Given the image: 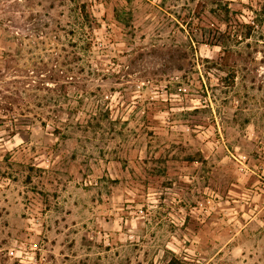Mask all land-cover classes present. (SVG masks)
<instances>
[{"label": "rangeland", "instance_id": "1", "mask_svg": "<svg viewBox=\"0 0 264 264\" xmlns=\"http://www.w3.org/2000/svg\"><path fill=\"white\" fill-rule=\"evenodd\" d=\"M73 1L31 14L69 29ZM76 1L99 28L60 101L72 125L7 137L0 122V264H264V0ZM198 12L230 37L193 38ZM10 36L23 71L50 48Z\"/></svg>", "mask_w": 264, "mask_h": 264}, {"label": "trees", "instance_id": "2", "mask_svg": "<svg viewBox=\"0 0 264 264\" xmlns=\"http://www.w3.org/2000/svg\"><path fill=\"white\" fill-rule=\"evenodd\" d=\"M73 2L71 11L74 15L73 21L67 24L69 29H65L59 23L50 28L48 23L42 24L39 23L40 21H36V18L31 14L34 6L32 0H15L11 4H6L5 1L0 3V15L3 16L0 19V36L2 34L11 35L10 38L16 41L17 47H25L26 43L35 46L48 44L50 47L43 56L32 57L30 67L27 68L28 65L25 61L21 63L23 57L20 55L19 49L11 51V45L0 41V73L2 70L14 68L15 72H22V74L12 75V79L9 80L1 79L4 75L0 74V82L6 84L5 90L8 91L1 97L6 104L3 107L4 113L0 117V122L6 128L7 137L19 135L22 127L35 122H38L42 128L50 126L54 132H58L59 127L72 125L69 124V119L64 121L61 119L59 114L63 110H66L68 114H72L74 111L79 112V109H74L70 105L64 109V106L60 105V101L66 94L67 87L76 88L80 82L75 76L69 75V72L75 66H78L79 69L82 68L81 64H90L92 60H95L94 31L99 28V25L97 19L88 11L86 3H79L76 0ZM19 6L22 8L18 9ZM53 7L49 8L53 9ZM250 10L257 15V12ZM18 11H21V14H14ZM226 20L224 21V31H221L216 23H203L204 17L199 12L193 15L188 22L183 19L182 23L188 26L193 38L197 35L202 38L203 43L217 46V41H223L233 32L231 24ZM257 20V17H253L251 25H245L247 29L243 35L244 39L249 38ZM61 32H66L65 40H61V36H59ZM75 33L79 35L80 42H73L68 38ZM21 66H27V70L23 71ZM75 94L81 97L87 93L81 89ZM24 97H29L27 99L31 101ZM30 102L34 103L33 107L38 109L54 106V109H49L53 110L49 111L53 114L44 113V115H34L32 119L28 118L26 112L31 113V109H33L29 107ZM17 109L20 113H16ZM168 264H172V262Z\"/></svg>", "mask_w": 264, "mask_h": 264}]
</instances>
